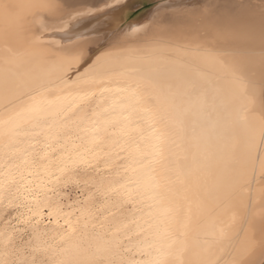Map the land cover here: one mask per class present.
I'll use <instances>...</instances> for the list:
<instances>
[{
    "label": "bare ground",
    "instance_id": "1",
    "mask_svg": "<svg viewBox=\"0 0 264 264\" xmlns=\"http://www.w3.org/2000/svg\"><path fill=\"white\" fill-rule=\"evenodd\" d=\"M2 2L4 0H0ZM7 2L30 5L42 0ZM19 11L28 16L29 9ZM68 11H79L83 15L65 23L60 17ZM52 19L57 29L70 27V31L58 30L46 36L48 43L71 36L79 45L96 48L107 39L109 43L119 42L131 49L123 53L129 57L124 61L128 68L158 70L152 74V83L146 85L143 92L148 96L146 105L159 107L165 119L157 125L158 131H153L149 123L141 119L143 113L134 112L125 122L127 136L120 128L109 129L115 136L106 135L105 139L119 141L116 150L119 155L113 153L102 158L111 161L114 167L101 170L98 179L109 176L121 181L135 199L140 200L135 192V181L139 179L143 185L150 179L131 171L134 161L130 153L137 150L152 152L157 136L162 132L167 140L163 146L165 158L162 165H156L152 175L163 174L170 191L162 203L146 197L131 208L125 205L123 218L135 216L140 224L150 220L154 227L148 231H159L161 236L166 229L174 233L178 237V246H186L183 254L186 261L206 258L205 250L213 242H218L214 245L217 256L224 261L241 259L245 247L251 243L254 250L244 257L246 264H264V148L259 147L260 122L264 117L261 103L264 92V0H68L64 13H58ZM13 24L11 20L6 24L0 14V120L8 115L4 110L5 78L9 81L8 95H12L15 89L11 82L18 78L17 72L40 74L50 70L38 55L25 54L30 37L27 29L20 39L10 42L12 51L6 50L4 29ZM134 28L138 31H131ZM15 53L21 56L17 57ZM18 59L23 60L22 65H17ZM234 66L242 69L249 81L248 93L255 97L249 115H254L251 127L255 130L257 148L250 155L242 153L239 164L229 162L231 145L236 141L242 144L248 131L234 125L233 121L248 101L241 95L240 85L234 79ZM138 121L142 135L132 131ZM75 135L77 133H73ZM43 139L39 138L41 147ZM103 148L105 152H111L109 144H104ZM4 151L0 140V176L5 171ZM125 168L129 170L124 171ZM241 170L247 173L249 182L246 184L237 182ZM40 175L45 177L43 169ZM26 179L35 181L36 177L26 174ZM229 186H232L233 195L224 200L220 193ZM69 189L75 192L73 201H85L86 194L91 191L87 187L79 192L75 187ZM56 199L54 197L50 203ZM100 199L95 197L96 201ZM87 207L86 201L74 205V209L79 208L85 213ZM41 212V223L26 225L9 209L10 223L5 224V210L0 206V233L26 227L30 233L31 227L35 226L41 235L34 243L45 247L58 245L60 235L66 230L63 215H57L56 207L42 208ZM18 214L21 219L31 215L27 207L19 208ZM117 215L119 217V213ZM32 219L35 221L36 217ZM49 219L59 220L60 226L49 223ZM29 233L24 235L27 237ZM221 233H224L223 238ZM16 235L19 236V232ZM144 235L134 239L142 240ZM148 238L153 239L152 236ZM5 258L18 257L6 256L5 244L0 237V259ZM126 258L146 260L150 257L134 251L126 254Z\"/></svg>",
    "mask_w": 264,
    "mask_h": 264
},
{
    "label": "snow or ice",
    "instance_id": "2",
    "mask_svg": "<svg viewBox=\"0 0 264 264\" xmlns=\"http://www.w3.org/2000/svg\"><path fill=\"white\" fill-rule=\"evenodd\" d=\"M67 6L68 0H42L30 5L13 4L7 0L0 3V14L6 24L9 20L14 22L11 28L6 26L4 29L6 50L12 51L10 42L20 39L27 29L30 37L25 54L38 55L50 67L49 71L40 74L17 72L18 78L11 82L15 89L12 95H8L9 81L5 78L4 110L8 115L0 120V140L4 144L6 161L3 164L5 171L0 176V206L5 210L4 222L10 223L7 211L12 209L20 222L39 224L43 218L41 209L56 207L57 215H63L66 226L60 235V243L49 247L33 242L41 235L35 226L31 227L30 233L27 227L0 233L6 256L18 257L0 259V264H246L244 257L254 250L251 243L245 247L241 259L224 261L217 256L214 245L218 242H213L205 250L206 258L186 261L183 255L186 246H178V237L174 233L166 229L161 236L159 231H148L154 227L150 220L140 224L135 216L123 218L125 205L131 208L146 197L162 203L170 191L163 174L159 177L152 175L156 165H162L165 158L163 146L167 140L162 132L158 134L152 152L137 150L130 153L134 161L131 171L150 179L143 185L139 179L135 181V192L140 200L135 199L121 181L109 176L98 179L101 170L114 167L111 161L102 158L113 153L119 155L116 151L119 141L105 139L106 135L115 136V132L109 133V129L120 128L127 136L125 122L134 112L143 113L141 119L147 121L153 131H158L157 125L165 119L159 107L146 105L148 96L143 92L144 87L152 83V74L158 70L128 68L124 61L129 57L123 53L131 49L119 42L109 43L106 39L96 48L79 45L71 36L46 42L45 37L58 30L70 31V27L57 29L52 19L58 13H64ZM21 8L29 9L27 17L20 14ZM81 15L83 13L79 11H68L60 18L67 23ZM15 55L21 56L20 53ZM16 63L22 65L23 60L18 59ZM233 76L240 85L241 95L248 101L233 121L234 125L248 131L242 144L236 141L231 145L229 162L239 164L242 153L250 155L257 148L255 130L251 127L254 115H249L255 97L249 95V81L240 67H233ZM261 103L264 106V92ZM260 128L259 147L264 148V117ZM132 131L141 132L139 121ZM73 133L77 135L73 136ZM40 137L44 138L42 147ZM104 144L111 146V152L104 151ZM41 169L46 178L41 177ZM26 174L36 180H27ZM237 182L248 183L247 173L239 171ZM69 187H75L78 192L86 187L91 189L85 196L86 213L74 209L75 204H84L85 201H73L68 193ZM232 195V186L220 193L224 200ZM96 196L101 199L96 201ZM54 197L57 199L50 203ZM66 198L67 203H64ZM21 207H27L31 215L21 219L18 214ZM65 208L68 211H64ZM49 223L60 226L59 220L49 219ZM25 233L29 235L26 237ZM142 234H146L144 239H134ZM223 236L221 233V238ZM134 251L150 258L127 259L126 254Z\"/></svg>",
    "mask_w": 264,
    "mask_h": 264
},
{
    "label": "rangeland",
    "instance_id": "3",
    "mask_svg": "<svg viewBox=\"0 0 264 264\" xmlns=\"http://www.w3.org/2000/svg\"><path fill=\"white\" fill-rule=\"evenodd\" d=\"M68 193H69L70 198L73 200L75 198V196H74L75 192L71 189H68ZM64 203H67V199H65Z\"/></svg>",
    "mask_w": 264,
    "mask_h": 264
}]
</instances>
